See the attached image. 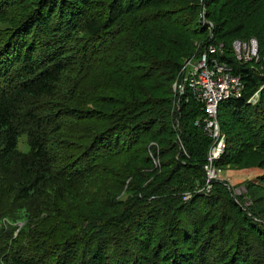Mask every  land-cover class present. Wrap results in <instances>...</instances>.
<instances>
[{"label":"trees","instance_id":"1","mask_svg":"<svg viewBox=\"0 0 264 264\" xmlns=\"http://www.w3.org/2000/svg\"><path fill=\"white\" fill-rule=\"evenodd\" d=\"M166 1L0 0V23L7 25L0 32V264H264V196H257L264 194V172L247 184L252 198L247 206L216 181L210 194L189 200L174 190L160 196L166 181L161 177L142 192L131 190L130 200L108 209V218L103 215L109 193L103 181L113 178L101 174L106 158L135 151V158H121L128 177L147 174L142 167L131 172V164L139 162L149 176L156 174L135 136L147 125L170 126L178 101L179 140L169 135L156 141L170 145L163 153L181 156L206 185L214 139L205 129L202 104L187 102L188 92L180 97L173 85L184 63L207 43L223 45L220 59L246 84L241 97L219 104L226 147L215 165L264 170V89L257 104L249 102L264 84V0H206L210 23L198 19L193 31L189 21L165 20L179 13L173 5L166 14L159 10ZM143 10L159 15L144 16ZM107 27L113 39L133 34L140 51L132 60L124 53L114 66L130 78L122 93L101 96L95 108L79 112L95 124L74 136L84 156H71L63 138L72 136L65 106L79 74L74 63L81 61L80 53L88 63L100 60ZM64 28L71 35L61 39ZM251 38L258 40L260 60L244 65L233 44ZM148 191L155 195L151 200ZM170 195L175 197L167 200Z\"/></svg>","mask_w":264,"mask_h":264},{"label":"rangeland","instance_id":"2","mask_svg":"<svg viewBox=\"0 0 264 264\" xmlns=\"http://www.w3.org/2000/svg\"><path fill=\"white\" fill-rule=\"evenodd\" d=\"M169 3L171 4L170 6L167 5ZM206 3V0H190V4H188L186 0H176L175 2L174 0H167L164 5H160L158 9L165 11L166 14L168 11H170V9L174 10L172 8L173 5L177 8L176 10H178L179 13H177V15L176 13H171V15L165 17V20L182 24L189 21V24H187L186 26L193 31V29H195L197 26L198 19L203 24L210 23L206 15ZM194 10H197V15H194ZM142 15L158 16L159 14L153 13L151 11H144ZM163 16L166 15L162 13V17ZM176 16H178L181 20L176 19ZM146 20L148 19L145 18L143 21ZM50 24H52V22ZM53 24L55 23L53 22ZM6 28V24L0 23V32H3ZM53 31L55 34L59 33L58 26L56 24L53 27ZM113 33L114 32L112 31V29L108 27L105 29L104 38L106 39V42L102 47L101 57L98 62L94 64L88 63L89 61L87 62L84 56L80 53V56H82L81 61L74 63L75 65H77L76 71L79 70V74L75 77L76 80L75 82H73V88L71 93L69 94L70 99L68 101V104L65 106L69 114V117L65 119V122H67L72 136L63 138L69 148L68 152L73 154L71 156H84L82 154L83 149H81L84 148V145H82L79 140H75L74 136L85 135L86 130L95 124V121L84 119L83 117L80 118V116L78 115L79 112L83 110V112H86L95 108V101L101 96H109L113 94V91H118L119 94L122 93V85L125 82H130V78L126 76L125 71L122 70L119 74H117L116 70H114V66L120 63L124 53L126 52H129L130 55L132 54L130 60L134 59V55H137L140 51V42L138 41V39L137 42L133 40L135 36L131 33L125 32L122 36L115 37L114 39L112 38ZM60 35L61 39H65L70 37L71 32L64 28L60 31ZM71 37L73 39V36ZM251 39V41L254 40L258 42L256 38ZM241 40L242 39H238L233 44L234 56L237 58V60L244 65L253 62H258V59L253 61H247L245 59V57L247 56L248 48L245 50L244 53H242L240 48L244 43H248L249 41ZM69 46L72 49L71 44ZM73 50L74 52H76L75 47L73 48ZM251 53L252 51L250 52V56ZM93 61L96 60L94 59ZM72 73H74L73 70H71L70 74ZM182 75L183 78L186 77L185 72H183ZM263 89L264 84H262L260 88L253 94L254 97H252V95L249 99V102L251 104H257L259 102V91L261 92V90ZM256 93H258V96L255 95ZM176 103L177 102H175V106H173L172 112L170 114V126L161 123H157L151 126L147 125L146 127H143L144 131L142 134H138V137L135 136L137 138V141L140 140V143L144 144L141 149V156L145 155L148 156L146 159L150 158V169L151 171L156 172V174L152 175L153 172H151V176H149L148 168L144 166L145 163L139 162L131 164V167L133 169L131 172H135L134 170H137L139 167H142V169H140V172L143 173L144 171H147V174L141 177H139L138 175H136L135 177H128V175L125 173L127 172L125 171V162L121 160V158H124V160L128 159V156H133L132 158H135L137 156V152L135 151L129 152L128 154H126L127 156H118L117 158L115 157L113 160L111 158H106L105 168L102 169L101 174L104 175V171L107 177L112 176L113 178L109 181H103V184L107 187L109 191L105 200V203L107 204L108 208L103 213L105 218H108V209H114L117 207L118 203H126L128 200L131 199V190H133V192H142L144 188L148 189L151 185L162 182L161 177L166 180L164 181L163 185L164 190L160 193V196L163 195L164 197H166L170 191L174 190V193L177 192L178 197H181V199H183L182 201H185L192 199L194 194L196 195L200 192L210 194L211 190L214 189L212 188L210 189V191L207 190V183L205 185L200 179H196L195 176H192V173L189 172V170L185 167L187 161H185L181 156H174L168 153H163L170 147V145H163L156 141L157 137L161 136V138L167 139L169 135L171 136V138H173V140H179L178 135L181 132L179 123H176L179 119V116L176 115L178 110V105ZM104 108L110 111L111 107L110 105L106 104ZM75 116L76 119L74 120L73 118H75ZM26 146V140L21 139V150H26ZM76 147L80 148L77 149ZM138 153L140 154L141 151ZM111 154L112 152L108 153L106 156H110ZM222 169L223 173L221 174L220 178L216 180V182L223 183L225 186H228L229 190L234 196H237L239 198L242 197V201H245L246 206L248 204H251L252 198L250 197L247 184L251 180H253L257 175L262 174L264 170L256 167H227ZM160 173L162 174V176L157 179L156 176ZM116 177L120 178L119 183H117ZM95 180H98V178H96ZM191 184L193 188H190ZM148 194L150 195V198H148L150 200L155 197V195L151 191H148ZM257 196H264V194L260 192L257 194ZM172 197H175V195H170L167 200H172ZM110 214L111 212H109V216ZM4 222L7 223L6 221ZM17 232L18 230H16V233Z\"/></svg>","mask_w":264,"mask_h":264},{"label":"built area","instance_id":"3","mask_svg":"<svg viewBox=\"0 0 264 264\" xmlns=\"http://www.w3.org/2000/svg\"><path fill=\"white\" fill-rule=\"evenodd\" d=\"M246 49L245 59L247 61L255 57L259 58L257 41L244 43L240 48L242 53ZM221 54H225L222 44L217 46L207 43L198 56L190 58L184 63L181 72H185L186 77H182L174 84L180 97L188 92V97L184 98L187 102L190 98H194L202 104L205 129L214 139L209 150V164L206 166L207 190L212 188L213 181L218 180L223 173V169L215 165V161L224 153L226 147V134L222 132L218 119L219 104L229 98L241 97L246 89L241 74L235 73L233 66L228 61L221 60ZM255 95L258 96V93ZM178 105L180 106V101H178Z\"/></svg>","mask_w":264,"mask_h":264},{"label":"bare ground","instance_id":"4","mask_svg":"<svg viewBox=\"0 0 264 264\" xmlns=\"http://www.w3.org/2000/svg\"><path fill=\"white\" fill-rule=\"evenodd\" d=\"M251 40H252V39H251ZM251 40H249V42H251ZM258 55H259V53H258ZM257 59H258V60H257ZM253 60H257V61H259V60H260V55H259V58H256V57H255V58L252 59V61H253Z\"/></svg>","mask_w":264,"mask_h":264}]
</instances>
